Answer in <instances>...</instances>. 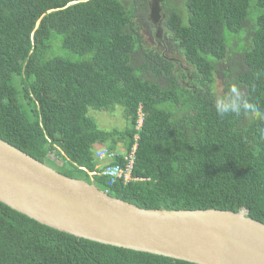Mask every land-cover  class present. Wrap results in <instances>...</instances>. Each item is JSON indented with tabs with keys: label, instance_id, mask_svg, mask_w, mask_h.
Returning <instances> with one entry per match:
<instances>
[{
	"label": "trees",
	"instance_id": "16d2710c",
	"mask_svg": "<svg viewBox=\"0 0 264 264\" xmlns=\"http://www.w3.org/2000/svg\"><path fill=\"white\" fill-rule=\"evenodd\" d=\"M218 82L264 110V0H0L1 140L139 207L264 223V119L217 116ZM113 104L124 129H100L89 110ZM108 141L124 142L122 167L137 145L138 179L89 177ZM0 264L196 263L78 238L0 201Z\"/></svg>",
	"mask_w": 264,
	"mask_h": 264
},
{
	"label": "water",
	"instance_id": "95a60500",
	"mask_svg": "<svg viewBox=\"0 0 264 264\" xmlns=\"http://www.w3.org/2000/svg\"><path fill=\"white\" fill-rule=\"evenodd\" d=\"M0 201L47 226L102 244L196 264H264V223L245 212L141 208L1 139Z\"/></svg>",
	"mask_w": 264,
	"mask_h": 264
},
{
	"label": "clouds",
	"instance_id": "9594fccd",
	"mask_svg": "<svg viewBox=\"0 0 264 264\" xmlns=\"http://www.w3.org/2000/svg\"><path fill=\"white\" fill-rule=\"evenodd\" d=\"M213 108H214L217 116H219L222 119L225 118V117H228V116H239L241 114H249L253 118L264 119V110H262L256 103L252 102L249 98H247L246 94L244 92H242L240 87L238 85L234 84V83L228 85V87L226 89V92H224L222 94H219V95H216L213 98ZM140 119H141V121H140V125H139V120ZM141 123H142V116H140L138 118L137 124H136V128L141 127ZM138 125H139V127H137ZM260 136H261V139H264V130L261 131ZM136 146L137 145L134 144L132 146L131 152L124 156V159L126 160V163H125V166H126V164L130 160L129 156L131 155V158H132V167H131V169L128 171V173L123 172L118 177H112L109 174L105 173V171L107 170L108 167H112L114 165H119L121 168L125 169V166L122 167L119 163H114L115 159L118 158L119 153L116 152L115 150H112V149H110V150H106L105 148L104 149H97L94 152V156L98 160V169H97L98 172H95V171L88 172L89 177L92 178L94 175L106 176L108 178L109 186L111 185V183L113 181L118 180V179H121L123 183H127V182H129L131 180L138 179L137 177H133L132 174H131L132 169H133V165H134L133 152L135 151ZM96 152H98V153L106 152V154L99 158L98 156L95 155ZM107 152L108 153H112L113 154L112 157H109L107 155ZM82 169L85 170V168H83V167H82ZM125 175H127V177H125ZM77 179H83V178H77ZM83 180H85V179H83ZM86 182H88V181H86ZM88 183H90V182H88ZM91 184H93V183H91ZM93 185H95V184H93ZM96 187L99 188L98 186H96ZM99 189H101V188H99ZM101 190H103V189H101ZM103 191L108 193L107 189H105ZM126 202H128V201H126ZM129 203H131V202H129ZM141 208H144V207H141ZM149 209H157V208H149ZM242 212H244V211H242ZM41 224H43V223H41Z\"/></svg>",
	"mask_w": 264,
	"mask_h": 264
},
{
	"label": "rangeland",
	"instance_id": "374dc122",
	"mask_svg": "<svg viewBox=\"0 0 264 264\" xmlns=\"http://www.w3.org/2000/svg\"><path fill=\"white\" fill-rule=\"evenodd\" d=\"M150 5H151V3H150ZM153 10H155V9H153ZM159 11H160L159 9H156V11H154L152 13L151 21H148L150 23L148 28H150V29H149V31L146 29L145 32H148L150 35L153 34V32L156 33V30L158 29L157 23L159 21V16L156 13H159ZM151 12H152V8H151ZM142 13L140 15H142ZM138 22H139V24H141L144 22V20L139 19ZM146 38L148 39V37H146ZM150 44L153 45L152 42H150ZM157 45H159V44H157ZM167 51H169L170 57L172 59H174V54L171 51L170 46L168 48L165 47V53H167ZM178 65H180L182 67L181 62H179ZM220 90H221V87H220V83L218 82L216 84V88L213 89V93L218 95ZM88 114H89V116H91L95 120L97 126L103 130H111L114 128L118 129V130H122V129H124V127L126 125V122L124 119V109L121 105L113 104V105L109 106V108L104 109V110H92V109H90ZM109 145H110V142L108 141L106 146H105V144H101V145H99V147L97 146L98 147L97 149H104V148L106 149ZM112 150H115L116 152H123L124 151V142L118 141L116 144V147H114ZM95 155L98 156L99 153L96 152ZM22 214H24V213H22ZM24 215L28 216L27 214H24ZM29 218H32V217H29ZM32 219H34V218H32ZM34 220H36V219H34Z\"/></svg>",
	"mask_w": 264,
	"mask_h": 264
},
{
	"label": "built area",
	"instance_id": "2783aa9c",
	"mask_svg": "<svg viewBox=\"0 0 264 264\" xmlns=\"http://www.w3.org/2000/svg\"><path fill=\"white\" fill-rule=\"evenodd\" d=\"M140 121L141 119L139 120V125H140ZM139 125L137 127H139ZM106 152H100L98 157H102L103 155H105ZM107 155L109 157H112V153H107ZM130 157V160L129 162L126 164L125 166V169L121 168L119 165H114L112 167H108L107 170L105 171V173L109 174L110 176L112 177H118L120 176L123 172H126L128 173V171L131 169L132 167V158H131V155L129 156ZM125 177H127V175H125Z\"/></svg>",
	"mask_w": 264,
	"mask_h": 264
}]
</instances>
